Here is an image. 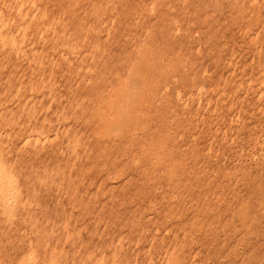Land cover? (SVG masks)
Listing matches in <instances>:
<instances>
[{"label":"rangeland","instance_id":"374dc122","mask_svg":"<svg viewBox=\"0 0 264 264\" xmlns=\"http://www.w3.org/2000/svg\"><path fill=\"white\" fill-rule=\"evenodd\" d=\"M263 105L264 0H0V264H264Z\"/></svg>","mask_w":264,"mask_h":264},{"label":"bare ground","instance_id":"6f19581e","mask_svg":"<svg viewBox=\"0 0 264 264\" xmlns=\"http://www.w3.org/2000/svg\"><path fill=\"white\" fill-rule=\"evenodd\" d=\"M25 1H27V0H25ZM9 5H10V4H9ZM17 5H18V4H17ZM25 5H26V4H25ZM23 6H24V5H23ZM23 8H24V7H23ZM13 10H14V9H13ZM13 10H12V11H13ZM21 10H22V9H21ZM23 10H24V9H23ZM9 11H10V10H9ZM11 13H12V12H11ZM18 13H19V12H18ZM5 14H6V13H5ZM43 14H44V13H43ZM6 16H7V15H6ZM20 16H21V15H20ZM16 17H17V16H15V18H16ZM11 19H12V18H11ZM22 19H23V18H22ZM9 20H10V19H9ZM24 20H25V19H24ZM6 21H7V20H6ZM6 21H5V22H6ZM16 21H17V20H16ZM26 21H27V20H26ZM33 23H34V22H33ZM43 23H44V22H43ZM13 26H14V25H13ZM7 28H8V27H7ZM11 28H12V26H11ZM16 29H17V28H16ZM5 43H6V42H5ZM69 46H70V45H69ZM259 65H260V64H259ZM258 78H259V77H258ZM233 84H234V83H233ZM235 86H236V85H235ZM238 91H239V90H238ZM228 92H229V91H228ZM228 92H227V93H228ZM220 101H221V100H220ZM224 104H225V103H224ZM232 106H233V105H232ZM263 106H264V105H263ZM261 108H262V107H261ZM255 109H256V108H255ZM209 114H210V113H209ZM31 116H32V115H31ZM210 119H211V118H210ZM222 120H223V119H222ZM30 127H31V126H30ZM221 134H222V133H221ZM24 136H25V135H24ZM2 167H3V166H2ZM2 167H0V168H2ZM4 169H5V168H4ZM0 170H2V169H0ZM4 175H5V173L2 172V177H3ZM0 176H1V175H0ZM0 178H1V177H0ZM4 179H5V178H4ZM4 181H5V180H4ZM2 184H3V183H2ZM2 184H1V185H2ZM37 248H38V247H37ZM0 258H1V257H0ZM27 258H28V257H27ZM41 262H42V261H41Z\"/></svg>","mask_w":264,"mask_h":264}]
</instances>
